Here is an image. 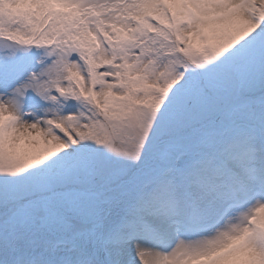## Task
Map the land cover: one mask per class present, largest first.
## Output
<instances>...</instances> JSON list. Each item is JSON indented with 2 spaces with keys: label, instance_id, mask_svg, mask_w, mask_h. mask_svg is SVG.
<instances>
[{
  "label": "snow or ice",
  "instance_id": "6c2138e0",
  "mask_svg": "<svg viewBox=\"0 0 264 264\" xmlns=\"http://www.w3.org/2000/svg\"><path fill=\"white\" fill-rule=\"evenodd\" d=\"M0 264H264V0H0Z\"/></svg>",
  "mask_w": 264,
  "mask_h": 264
}]
</instances>
